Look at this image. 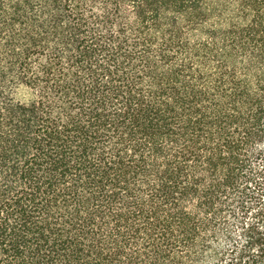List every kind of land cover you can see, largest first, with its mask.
Masks as SVG:
<instances>
[{
    "label": "trees",
    "instance_id": "obj_1",
    "mask_svg": "<svg viewBox=\"0 0 264 264\" xmlns=\"http://www.w3.org/2000/svg\"><path fill=\"white\" fill-rule=\"evenodd\" d=\"M0 264H264V0H0Z\"/></svg>",
    "mask_w": 264,
    "mask_h": 264
},
{
    "label": "rangeland",
    "instance_id": "obj_2",
    "mask_svg": "<svg viewBox=\"0 0 264 264\" xmlns=\"http://www.w3.org/2000/svg\"><path fill=\"white\" fill-rule=\"evenodd\" d=\"M212 1H214V2H221L222 0H212Z\"/></svg>",
    "mask_w": 264,
    "mask_h": 264
}]
</instances>
